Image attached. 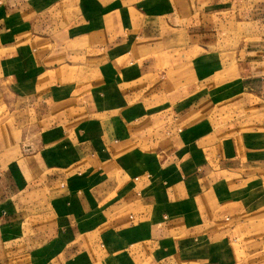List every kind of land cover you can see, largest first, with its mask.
<instances>
[{
  "label": "crops",
  "instance_id": "crops-1",
  "mask_svg": "<svg viewBox=\"0 0 264 264\" xmlns=\"http://www.w3.org/2000/svg\"><path fill=\"white\" fill-rule=\"evenodd\" d=\"M230 21L264 43V0H0L4 131H35L0 139V264H251L264 47L237 50L244 115L218 125Z\"/></svg>",
  "mask_w": 264,
  "mask_h": 264
},
{
  "label": "rangeland",
  "instance_id": "rangeland-1",
  "mask_svg": "<svg viewBox=\"0 0 264 264\" xmlns=\"http://www.w3.org/2000/svg\"><path fill=\"white\" fill-rule=\"evenodd\" d=\"M212 22L214 23L215 21ZM199 27L203 28L202 26ZM213 28H217V26H214ZM221 28H223L225 32H221L219 35H217L218 37H213V49L209 53L210 62L214 67V75L211 77V80H213L211 92L214 96L219 97V114H217L215 119L217 120L218 125L233 121L234 119L244 115L243 111L236 112L238 107L237 98L241 91V84L239 82L240 80H245L247 78L249 70H247L246 64L237 60V50L249 42L263 45L264 47L263 41H257L256 38L248 36L247 31L253 28L250 26V24L248 25V22L230 21L226 24H222ZM2 113L0 114V139H6L8 141L15 139L14 141L17 143H19L21 140H23L24 143H27L34 139V130H29L22 134L20 132L10 133L4 131L3 125L5 126V124H3L4 117ZM4 144L7 143L1 142L0 140V149L4 147ZM263 221L264 219L262 222H259L260 224L258 223L257 226L255 225V229H250L247 225L243 224L240 226V239H242V241L246 236H248L246 239H250L251 234L252 236L254 235V237H256L255 239H252V241H247L245 239L247 243L242 242L241 250L238 253L237 259L240 257L242 259L246 257L248 262L251 264H264ZM251 252H255V254L252 255ZM251 257L258 258L259 261L255 263L254 260L251 261Z\"/></svg>",
  "mask_w": 264,
  "mask_h": 264
}]
</instances>
